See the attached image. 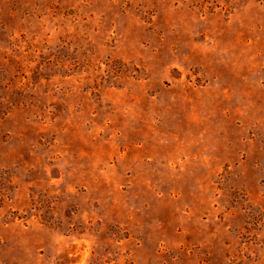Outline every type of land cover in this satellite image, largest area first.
I'll use <instances>...</instances> for the list:
<instances>
[{
  "label": "rangeland",
  "instance_id": "obj_1",
  "mask_svg": "<svg viewBox=\"0 0 264 264\" xmlns=\"http://www.w3.org/2000/svg\"><path fill=\"white\" fill-rule=\"evenodd\" d=\"M0 264H264V0H0Z\"/></svg>",
  "mask_w": 264,
  "mask_h": 264
}]
</instances>
